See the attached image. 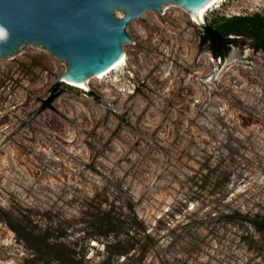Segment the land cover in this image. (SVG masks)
Here are the masks:
<instances>
[{
    "label": "rangeland",
    "instance_id": "1",
    "mask_svg": "<svg viewBox=\"0 0 264 264\" xmlns=\"http://www.w3.org/2000/svg\"><path fill=\"white\" fill-rule=\"evenodd\" d=\"M255 14L147 10L88 91L43 46L0 58V264H264V51L201 44Z\"/></svg>",
    "mask_w": 264,
    "mask_h": 264
},
{
    "label": "water",
    "instance_id": "2",
    "mask_svg": "<svg viewBox=\"0 0 264 264\" xmlns=\"http://www.w3.org/2000/svg\"><path fill=\"white\" fill-rule=\"evenodd\" d=\"M207 0H0V58L22 45L43 46L68 66L61 83L80 85L115 61L130 21L164 4L185 10ZM123 12V18L113 14Z\"/></svg>",
    "mask_w": 264,
    "mask_h": 264
},
{
    "label": "trees",
    "instance_id": "3",
    "mask_svg": "<svg viewBox=\"0 0 264 264\" xmlns=\"http://www.w3.org/2000/svg\"><path fill=\"white\" fill-rule=\"evenodd\" d=\"M233 36H238L239 39ZM241 38L252 40L255 51H264V19L259 14L221 17L209 22L203 28L201 44L206 46L215 58L225 59L229 46L238 43Z\"/></svg>",
    "mask_w": 264,
    "mask_h": 264
},
{
    "label": "bare ground",
    "instance_id": "4",
    "mask_svg": "<svg viewBox=\"0 0 264 264\" xmlns=\"http://www.w3.org/2000/svg\"><path fill=\"white\" fill-rule=\"evenodd\" d=\"M220 2L221 0H207L201 5H199L198 7H196L195 9L191 10L188 8L186 12L188 13V15L190 16V18L192 19L194 23L198 25H202L204 23L207 12H209L212 8L217 6ZM123 16H124L123 14H120V13L117 14L118 18H123ZM126 66H127V54L122 49L120 56L115 61H113L110 65H108L104 70L99 72L97 75L92 76V78L88 77L84 83L80 85L71 84V83H65V84H67L68 86H73L75 88L88 91L89 86L91 84L90 82L92 79L103 80L111 73L118 71L121 68H124ZM65 77L67 76H65L64 74L61 78L64 79Z\"/></svg>",
    "mask_w": 264,
    "mask_h": 264
}]
</instances>
